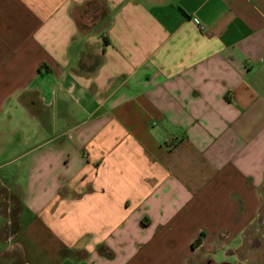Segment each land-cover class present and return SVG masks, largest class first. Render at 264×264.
<instances>
[{"label":"crops","instance_id":"crops-1","mask_svg":"<svg viewBox=\"0 0 264 264\" xmlns=\"http://www.w3.org/2000/svg\"><path fill=\"white\" fill-rule=\"evenodd\" d=\"M14 250L264 264V0H0V264Z\"/></svg>","mask_w":264,"mask_h":264},{"label":"rangeland","instance_id":"rangeland-1","mask_svg":"<svg viewBox=\"0 0 264 264\" xmlns=\"http://www.w3.org/2000/svg\"><path fill=\"white\" fill-rule=\"evenodd\" d=\"M15 218V217H14ZM6 247L5 244L1 245V249L4 250ZM2 258L4 259V261L6 262H11V264H20L21 263V255L19 252H17L16 250L13 251V253H10V255H3ZM2 262V261H0ZM207 261H205V263H207ZM4 263V262H3Z\"/></svg>","mask_w":264,"mask_h":264},{"label":"trees","instance_id":"trees-1","mask_svg":"<svg viewBox=\"0 0 264 264\" xmlns=\"http://www.w3.org/2000/svg\"><path fill=\"white\" fill-rule=\"evenodd\" d=\"M105 16H107V14L105 13ZM86 26H83V28L85 29ZM87 28V27H86ZM203 241V235L199 236L194 242H193V246H197L199 244H201V242Z\"/></svg>","mask_w":264,"mask_h":264}]
</instances>
